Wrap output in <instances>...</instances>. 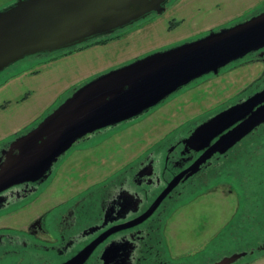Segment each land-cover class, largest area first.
Masks as SVG:
<instances>
[{
    "label": "flooded vegetation",
    "instance_id": "flooded-vegetation-1",
    "mask_svg": "<svg viewBox=\"0 0 264 264\" xmlns=\"http://www.w3.org/2000/svg\"><path fill=\"white\" fill-rule=\"evenodd\" d=\"M16 1L11 0L0 10ZM171 1L175 0H169L167 8ZM253 64H262L263 71L247 88L194 122L181 124L178 132L155 144L115 176L73 193L66 192L56 199L50 195L45 200L51 204L28 224L24 225L21 217H10L37 202L39 204L44 193L50 192L48 187L53 188V183L58 180L60 166L77 148L98 144L121 126L148 114L189 86ZM263 89L264 48L232 61L218 73L193 80L137 117L88 133L53 163L46 176L0 191V264H64L84 252H89V257L82 264H177L173 258L184 256L181 253L172 255L167 247L168 241L164 237L166 223L174 213L181 217L183 207L195 199L218 196L220 187L223 196L237 194L238 214L232 218L228 211L223 224L215 232L214 227H209L214 223L215 204L208 203L205 208L198 206L194 210L198 215L193 218L197 224L193 231L197 236L206 233V240L200 248L186 252L185 257L217 255L204 264H215L241 253L245 254L232 264H250L263 258L264 122L222 150L214 148L211 151L244 118L210 137L201 136L189 143L202 124ZM19 135L0 142V164L6 157L5 150ZM226 186H230L227 193ZM63 187L64 191L72 186L65 184ZM184 212L190 214V211ZM244 239L255 242L246 247H231L234 242L241 243Z\"/></svg>",
    "mask_w": 264,
    "mask_h": 264
},
{
    "label": "water",
    "instance_id": "water-1",
    "mask_svg": "<svg viewBox=\"0 0 264 264\" xmlns=\"http://www.w3.org/2000/svg\"><path fill=\"white\" fill-rule=\"evenodd\" d=\"M169 0H17L0 10V72L34 55L61 52L117 34ZM264 48V10L243 21L156 51L78 86L36 126L18 136L0 164V191L46 176L53 163L88 133L132 119L181 87L249 52ZM257 107V108H256ZM244 118L214 147L225 149L264 122V89L202 124L189 143ZM245 253L215 264H232ZM84 252L64 264H82Z\"/></svg>",
    "mask_w": 264,
    "mask_h": 264
},
{
    "label": "rangeland",
    "instance_id": "rangeland-1",
    "mask_svg": "<svg viewBox=\"0 0 264 264\" xmlns=\"http://www.w3.org/2000/svg\"><path fill=\"white\" fill-rule=\"evenodd\" d=\"M10 1L0 0V7ZM263 10L264 0H175L169 2L162 14L152 13L136 21L106 43L92 44L71 53L63 51L28 56L16 62L0 72V142L12 139L16 133L29 131L70 96L76 87L100 74L153 52L198 39L212 29L230 26ZM262 71V64H253L189 86L170 96L148 114L121 126L98 144L77 148L60 166L58 180L53 183V188L48 187L50 192L44 193L39 204L37 202L10 217H21L24 225L28 224L51 204L45 200L50 195L56 199L66 195V192L73 193L115 176L155 144L178 132L181 124L194 122L247 88ZM65 184L72 187L63 191ZM228 188L230 186H226V193ZM219 189L222 190L221 187ZM220 190L218 196L206 195L188 203L183 207L181 217L174 213L166 223L164 237L168 241L167 247L172 255L181 253L184 256L173 258L174 263L204 264L217 258L216 254L194 257H185V254L200 248L206 240V233L197 236L193 231L197 225L193 218L198 215L194 210L198 206L205 208L208 203L215 204L214 223L209 226L210 229L214 227L215 232L223 224V217H227L228 211L232 218L238 214L237 194L223 196ZM200 201L204 204L198 203ZM30 210L34 212L30 213ZM184 210L190 211V214L187 215ZM252 241L244 239L241 243L234 242L231 247H246L255 242ZM250 264H264V257Z\"/></svg>",
    "mask_w": 264,
    "mask_h": 264
},
{
    "label": "trees",
    "instance_id": "trees-1",
    "mask_svg": "<svg viewBox=\"0 0 264 264\" xmlns=\"http://www.w3.org/2000/svg\"><path fill=\"white\" fill-rule=\"evenodd\" d=\"M114 38V35L112 36H106V37H102V38H98V39H94L92 41H90L89 43L85 44V45H81V46H78L76 48H73V49H70V50H66L65 52L67 53H71L73 51H76V50H80L82 48H85V47H88V46H91L92 44H98V43H106L107 41L111 40ZM63 52V51H61ZM48 54V53H47ZM51 54V53H49ZM48 54V55H49Z\"/></svg>",
    "mask_w": 264,
    "mask_h": 264
}]
</instances>
